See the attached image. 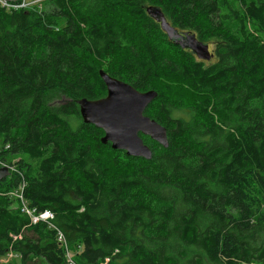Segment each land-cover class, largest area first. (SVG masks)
Masks as SVG:
<instances>
[{
	"label": "trees",
	"instance_id": "trees-1",
	"mask_svg": "<svg viewBox=\"0 0 264 264\" xmlns=\"http://www.w3.org/2000/svg\"><path fill=\"white\" fill-rule=\"evenodd\" d=\"M148 8L213 60L175 44ZM99 70L157 92L144 114L167 148L141 135L144 160L101 144L76 104L106 95ZM0 146L20 157L0 182V258L70 264L60 231L73 264H264V0L0 7ZM20 184L51 220L31 224L8 195Z\"/></svg>",
	"mask_w": 264,
	"mask_h": 264
},
{
	"label": "water",
	"instance_id": "water-1",
	"mask_svg": "<svg viewBox=\"0 0 264 264\" xmlns=\"http://www.w3.org/2000/svg\"><path fill=\"white\" fill-rule=\"evenodd\" d=\"M16 1V0H7ZM148 14L161 23L168 38L182 49H190L199 59L210 60L213 54L208 44L195 39L194 35L178 33L167 24L159 9L148 8ZM99 76L106 87V95L100 99L76 100L84 124L102 130L100 142L110 144L112 150L125 152L128 157L150 160L153 152L141 135L149 137L163 148L169 145L167 130L144 114L148 105L157 97L154 90L138 91L130 84L116 79L102 70ZM10 170L0 167V182L10 176Z\"/></svg>",
	"mask_w": 264,
	"mask_h": 264
},
{
	"label": "built area",
	"instance_id": "built-area-1",
	"mask_svg": "<svg viewBox=\"0 0 264 264\" xmlns=\"http://www.w3.org/2000/svg\"><path fill=\"white\" fill-rule=\"evenodd\" d=\"M42 1L43 0H16V1L0 0V7L5 9L6 11H9V12L18 11V10H27L30 7L40 5ZM3 166L7 167L10 171L11 170L14 171L12 166L5 165L2 162H0V167H3ZM23 187H24V184H20V186L16 190L10 191L8 193V195L10 197H14V198L19 199L20 205H21V211L29 216V218L31 220V224H36L39 222H48L49 220H51L53 218V214L51 212L43 211V212L37 214L35 212V209H30L28 207L26 201L24 200V198L22 196ZM50 226L52 227L51 224H50ZM57 240L61 244L64 245V247L66 249V255H67L68 262L70 264H73L72 260H71V254L67 250V247H66L65 238L60 231H58V233H57ZM6 257L10 258V257H14V255L10 253Z\"/></svg>",
	"mask_w": 264,
	"mask_h": 264
},
{
	"label": "rangeland",
	"instance_id": "rangeland-1",
	"mask_svg": "<svg viewBox=\"0 0 264 264\" xmlns=\"http://www.w3.org/2000/svg\"><path fill=\"white\" fill-rule=\"evenodd\" d=\"M212 50H213V47H212V45H210L209 46L210 53H212ZM211 60H213V58ZM158 83L167 84V83H163V82H158ZM169 85H172V83L169 82ZM179 98H181V100H184V101H188V100L192 99L188 94L183 93V92H181V96ZM177 115H178V113H174V116H177ZM170 126H171V128H173V125H170ZM1 151L2 150H1V146H0V153H1ZM19 159H20V157H18V156H6L5 157V154H2V156H0V162H2L5 165L12 166L14 171H15V169H17L15 166V163ZM10 172H13V171L11 170ZM10 175H11V173H10ZM16 259H18V257H16V256L10 257V258L9 257H3V258H0V264H15V262L16 263L18 262V260H16Z\"/></svg>",
	"mask_w": 264,
	"mask_h": 264
}]
</instances>
